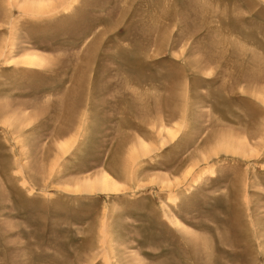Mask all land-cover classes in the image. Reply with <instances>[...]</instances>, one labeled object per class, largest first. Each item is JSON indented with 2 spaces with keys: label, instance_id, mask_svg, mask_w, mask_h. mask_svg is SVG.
Returning <instances> with one entry per match:
<instances>
[{
  "label": "rangeland",
  "instance_id": "1",
  "mask_svg": "<svg viewBox=\"0 0 264 264\" xmlns=\"http://www.w3.org/2000/svg\"><path fill=\"white\" fill-rule=\"evenodd\" d=\"M0 264H264V0H0Z\"/></svg>",
  "mask_w": 264,
  "mask_h": 264
},
{
  "label": "bare ground",
  "instance_id": "2",
  "mask_svg": "<svg viewBox=\"0 0 264 264\" xmlns=\"http://www.w3.org/2000/svg\"><path fill=\"white\" fill-rule=\"evenodd\" d=\"M44 7V6H43ZM38 8V7H37Z\"/></svg>",
  "mask_w": 264,
  "mask_h": 264
}]
</instances>
